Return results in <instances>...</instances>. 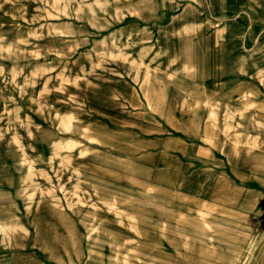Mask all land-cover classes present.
<instances>
[{
  "label": "rangeland",
  "instance_id": "1",
  "mask_svg": "<svg viewBox=\"0 0 264 264\" xmlns=\"http://www.w3.org/2000/svg\"><path fill=\"white\" fill-rule=\"evenodd\" d=\"M263 76L264 0H0V264H264Z\"/></svg>",
  "mask_w": 264,
  "mask_h": 264
},
{
  "label": "bare ground",
  "instance_id": "2",
  "mask_svg": "<svg viewBox=\"0 0 264 264\" xmlns=\"http://www.w3.org/2000/svg\"><path fill=\"white\" fill-rule=\"evenodd\" d=\"M99 3H100V2H99ZM99 3H97V4H99ZM101 5L103 6V4H101ZM104 5H105V3H104ZM102 6H101V7H102ZM101 7H100V8H101ZM89 8H90V7H89ZM104 8H105V7H104ZM104 8H103V9H104ZM90 9H92V8H90ZM101 9H102V8H101ZM23 13H24V12H23ZM36 13H37V12H36ZM37 14H38V13H37ZM195 14H196V13H195ZM18 16H19V15H18ZM20 16H21V15H20ZM21 18H22V17H21ZM23 19H25V18H23ZM34 33H35V32H34ZM202 59H203V58H202ZM172 60H173V59H172ZM179 64H180V63H179ZM202 64H203V63H202ZM195 69H196V68H195ZM195 71H196V70H195ZM144 76H145V75H144ZM256 77H257V76H256ZM263 77H264V76H263ZM144 78H145V77H144ZM170 84H171V83H170ZM154 87H155V86H154ZM191 87H192V86H191ZM192 88H193V87H192ZM198 90H199V89H198ZM206 92H207V91H206ZM220 93H221V92H220ZM191 94H193V93H191ZM250 94H251V93H250ZM248 95H249V94H248ZM251 95H252V94H251ZM244 96H245V95H244ZM188 98H189V97H188ZM257 100H258V99H257ZM218 101H219V100H218ZM223 107H224V106H223ZM225 108H226V106H225ZM223 110H224V109H223ZM224 111H225V110H224ZM226 111H227V110H226ZM244 112H245V111H244ZM256 113H257V111H256ZM222 114H223V113H222ZM224 114H225V113H224ZM242 114H243V113H242ZM248 114H249V113H248ZM258 116H259V115H258ZM64 117H65V115H64ZM70 117H71V116H70ZM249 117H250V116H249ZM68 118H69V117H68ZM236 118H237V117H236ZM62 119H63V118H62ZM64 119H65V118H64ZM244 119H246V118H244ZM67 120H68V119H67ZM67 120H66V123L68 122ZM59 121H60V119H59ZM62 121H63V120H62ZM64 121H65V120H64ZM71 121H72V120H71ZM263 121H264V120H263ZM59 123H60V122H59ZM62 123H63L62 125H64V122H62ZM222 123H223V122H222ZM247 124H248V123H247ZM70 125H71V124H70ZM250 125H251V124H250ZM251 126H253V125H251ZM244 127H245V126H244ZM246 127H247V126H246ZM246 127H245V128H246ZM65 128H66V127H65ZM67 128H68V127H67ZM67 128H66V129H67ZM71 128H72V127H71ZM253 128H254V127H253ZM81 129H82V127H81ZM218 129H219V128H218ZM259 129H260V127H259ZM69 130H70V129H69ZM223 130H224V129H223ZM226 130H227V129H226ZM245 130H246V129H245ZM219 131H220V130H219ZM252 131H253V130H252ZM83 132H84V131H83ZM87 132H88V131H87ZM221 133H222V132H221ZM227 133H228V132H227ZM243 133H244V132H243ZM223 134H224V133H223ZM259 134H260V133H259ZM17 135H18V134H17ZM231 135H232V134H231ZM229 137H230V136H229ZM248 137H249V136H248ZM223 138H224V137H223ZM239 138H240V137H239ZM252 138H253V137H252ZM227 139H228V136H227ZM240 139H241V138H240ZM255 139H256V138H255ZM257 139H258V137H257ZM257 139H256V140H257ZM19 140H20V139H19ZM19 140H18V141H19ZM73 140H74V139H73ZM214 140H215V139H214ZM234 140H235V139H234ZM253 140H254V139H253ZM217 141H218V140H217ZM240 141H241V140H240ZM251 142H252V141H251ZM257 142H258V141H257ZM238 143H239V142H238ZM243 143L245 144L246 142L244 141ZM247 143H248V142H247ZM252 143H253V142H252ZM21 144H22V143H21ZM21 144H20V145H21ZM18 145H19V144H18ZM238 145H239V144H238ZM250 146H253V145H250ZM216 148H217V146H216ZM255 148H257V147H255ZM59 149H60V148H59ZM240 149H241V148H240ZM3 225H4V224H3ZM6 225H7V224H6ZM5 227H6V226H5ZM0 228H4V227H0ZM4 229H6V228H4ZM7 229H8V228H7ZM9 229H10V228H9ZM0 231H1V229H0ZM5 233H6V230H5ZM5 233H4V234H5ZM7 234H9V233H7Z\"/></svg>",
  "mask_w": 264,
  "mask_h": 264
}]
</instances>
